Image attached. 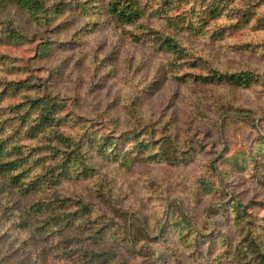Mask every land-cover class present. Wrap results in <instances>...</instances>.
Listing matches in <instances>:
<instances>
[{"label":"rangeland","instance_id":"1","mask_svg":"<svg viewBox=\"0 0 264 264\" xmlns=\"http://www.w3.org/2000/svg\"><path fill=\"white\" fill-rule=\"evenodd\" d=\"M32 1H0V138L24 184L0 170V264H234L243 218L264 231V24L215 19L214 0H140L135 25L110 0ZM255 13L264 23V2ZM214 72L257 80L200 78Z\"/></svg>","mask_w":264,"mask_h":264},{"label":"trees","instance_id":"2","mask_svg":"<svg viewBox=\"0 0 264 264\" xmlns=\"http://www.w3.org/2000/svg\"><path fill=\"white\" fill-rule=\"evenodd\" d=\"M0 1L4 6L6 5V3H4L5 0H0ZM10 1L11 0H8V3ZM17 1L21 7L23 8L25 7L30 11L34 10L35 1H32V0H17ZM233 1H236V0H214L213 2V9L215 12L214 18L218 19L225 10H228L230 15L234 18V20L230 21L232 23L233 22L248 23L252 21L256 23L255 25L256 27L257 25L260 26L264 24L262 19L260 17H257L258 15L255 13V10L257 6H259L260 1L264 2V0H239L240 2L242 1L245 4L244 7L240 8L242 10H240L239 5L235 4ZM144 10H145V6L141 5L140 0H110L108 3V11L112 15V17L116 21L125 22V23H121L125 25H135L137 21L142 19ZM155 34L158 35L157 37L160 36L158 40V43L161 46L160 49L165 48L167 50H173L176 52L177 50L178 51L182 50L180 49L183 43L182 38L177 39L176 36L173 37V36L163 35L162 32L160 31H156ZM137 39H139V36L137 37ZM44 50L45 49H43V51ZM200 78L204 81H210V82H216V80H221V81L228 80L229 82H232V83L237 82L239 84H244L245 87L252 85L254 82H256L255 80H257V77L252 72H243V73L214 72L208 75H200ZM40 96H41L40 98L34 99V103H37L39 110L42 111L43 116L42 115L41 116L43 119H45L43 121L44 122L43 127H48L54 122L52 121L54 118V115H51L53 114V105L50 103L47 97H45V95L42 96V94H40ZM21 104L23 103L17 104L16 107H21ZM25 107L26 106H24V109H22L23 107H21V113L19 115L21 117L20 124L22 123L24 124L26 120L30 118L31 116L29 114V109H25ZM6 121H1L0 119V128H2V126L4 125ZM53 127H57V124L55 123ZM58 134L59 132L56 133V135ZM59 139L60 141L64 140L65 145L69 144V139L68 138L66 139V137H64L63 135L59 136ZM4 140L6 139L0 138V170L4 171V173L6 174L11 184H13L14 186L23 187L24 184L21 182L20 177L17 178L14 175H11V176L8 175L9 174L8 171L15 170L17 169V167H19L21 163V159L19 158L22 155L21 154L19 155L18 157L19 160L13 159V158L7 159L8 155L3 156L4 150H6V152H10V149H11L10 146H6V149H5ZM189 146L191 148V144ZM57 153L60 154V151L58 149H55V152L53 154L57 155ZM2 156L5 158L4 161L1 160ZM58 158L60 159V156ZM59 159H57V162L54 161V163L51 162L48 164V166L52 165V170L50 171V173L52 174L51 176L52 179H54L55 169H58L59 170L58 174H61L60 172H63V170L66 167L67 162L65 164L64 162L68 160V157L61 159V163L60 161H58ZM45 167L47 166H43V169ZM200 186L202 188H206L208 186V183L205 182L203 184L201 182ZM195 189H197L196 192L200 190L198 189V187H195ZM252 204L253 203H249V202L245 205L242 202L235 204V206L239 209L240 217L243 216V213L244 214L248 213L249 209L253 206ZM36 208L42 211L41 205H37ZM58 210H59L58 216L59 218H61V220H67V219L70 220L68 216H72L73 214L70 211V209H64L61 204ZM251 218L252 217L250 216H248L245 219L243 218L244 221H243V225L241 226V231L243 232V234L241 236V241H239V244L230 245L231 248H233L231 259L235 261L234 264H264V231L257 229L253 219H252V222L249 223L247 219H251ZM246 220L248 221V223H245ZM87 224H93V227H96V226H99L97 224H101V223H98L96 221V218H91L89 215ZM96 229H98L100 233H104L106 232V230H108V226L104 225L103 227H96ZM225 241H227V239ZM92 253H96V252H92ZM92 253L91 255H89V257H87L88 261L94 260L97 257V256L94 257L95 254H92ZM107 262L108 261L104 260L103 264H106ZM0 263H2V259H0ZM90 264H101V262L94 261Z\"/></svg>","mask_w":264,"mask_h":264}]
</instances>
